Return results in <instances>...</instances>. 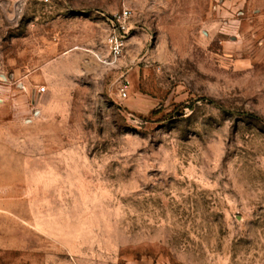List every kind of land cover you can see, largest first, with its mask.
<instances>
[{
	"label": "rangeland",
	"instance_id": "1",
	"mask_svg": "<svg viewBox=\"0 0 264 264\" xmlns=\"http://www.w3.org/2000/svg\"><path fill=\"white\" fill-rule=\"evenodd\" d=\"M16 1L0 85L36 97L0 109V264H264V0Z\"/></svg>",
	"mask_w": 264,
	"mask_h": 264
},
{
	"label": "built area",
	"instance_id": "2",
	"mask_svg": "<svg viewBox=\"0 0 264 264\" xmlns=\"http://www.w3.org/2000/svg\"><path fill=\"white\" fill-rule=\"evenodd\" d=\"M30 0H17L14 7L15 9H21L23 5ZM48 2L49 0H44ZM2 2L0 0V7ZM133 18V10L128 7H124L120 12L113 16V25L109 33L107 34L106 44L109 51L111 61L109 64H114L123 55L126 49L128 35L130 33L131 20ZM127 85L122 87L121 91L126 96ZM42 91H45V87H42Z\"/></svg>",
	"mask_w": 264,
	"mask_h": 264
},
{
	"label": "crops",
	"instance_id": "3",
	"mask_svg": "<svg viewBox=\"0 0 264 264\" xmlns=\"http://www.w3.org/2000/svg\"><path fill=\"white\" fill-rule=\"evenodd\" d=\"M12 87V86H11ZM24 88V92L26 94L19 95L20 93L12 92V88H10L7 84L0 85V109L8 110V114L10 113L12 120L10 123H14L15 121H20L23 118V122L28 125L33 122L34 119H29L30 112L33 110L35 105V97L36 95H32L28 86H22ZM23 90H21L22 92ZM10 92V93H9ZM42 93H39L41 95ZM3 110V111H4ZM36 115L40 112L36 111Z\"/></svg>",
	"mask_w": 264,
	"mask_h": 264
}]
</instances>
